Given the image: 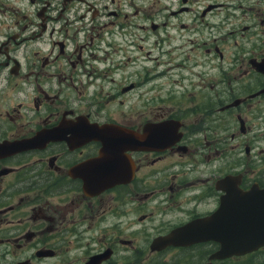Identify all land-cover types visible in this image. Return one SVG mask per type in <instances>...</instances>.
<instances>
[{"label": "flooded vegetation", "instance_id": "af4514ba", "mask_svg": "<svg viewBox=\"0 0 264 264\" xmlns=\"http://www.w3.org/2000/svg\"><path fill=\"white\" fill-rule=\"evenodd\" d=\"M255 188L264 0H0V264H264Z\"/></svg>", "mask_w": 264, "mask_h": 264}, {"label": "water", "instance_id": "95a60500", "mask_svg": "<svg viewBox=\"0 0 264 264\" xmlns=\"http://www.w3.org/2000/svg\"><path fill=\"white\" fill-rule=\"evenodd\" d=\"M223 202L222 208L227 211L229 219L222 220V224L243 237V240H239L243 243V249L264 244V189L255 188V207L252 205V191L231 193ZM202 233L206 231L202 230Z\"/></svg>", "mask_w": 264, "mask_h": 264}]
</instances>
